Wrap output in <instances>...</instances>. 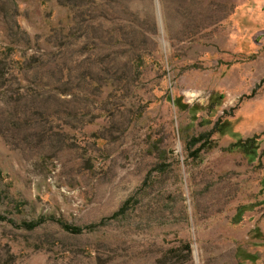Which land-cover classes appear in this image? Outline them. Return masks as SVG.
<instances>
[{"label": "rangeland", "instance_id": "374dc122", "mask_svg": "<svg viewBox=\"0 0 264 264\" xmlns=\"http://www.w3.org/2000/svg\"><path fill=\"white\" fill-rule=\"evenodd\" d=\"M0 216V264H264V0H0Z\"/></svg>", "mask_w": 264, "mask_h": 264}, {"label": "trees", "instance_id": "16d2710c", "mask_svg": "<svg viewBox=\"0 0 264 264\" xmlns=\"http://www.w3.org/2000/svg\"><path fill=\"white\" fill-rule=\"evenodd\" d=\"M227 125V122L226 121H223V122H215L214 125L212 126V128L209 130V131H205V132H202V133H199L198 135H194V136H191L188 141H187V144H188V148H192L194 147L195 145V148H193L190 153L191 155L193 156H196L198 155V153L200 152L201 149H203L204 147L205 148H211L213 146V143L215 142L214 141V138H212V134L213 133H220V131L222 129H224ZM245 145V144H244ZM246 146V145H245ZM132 201H135V198L134 197H130L129 199H127L120 207L117 211H115L111 217H116L120 214H123L124 211L128 208V205L132 202ZM1 218V216H0ZM46 219H49V220H52V221H55L56 223H58L60 225L61 228H63L64 230L68 231V232H72V233H79L81 231V228L80 227H77V226H71L65 222H63L62 220L60 219H55L53 218L52 216H49L48 218H44L42 216H40L39 218H37L36 220H32V221H23L21 222V225L23 227H25L26 229H32L34 227H36L38 224L44 222Z\"/></svg>", "mask_w": 264, "mask_h": 264}]
</instances>
